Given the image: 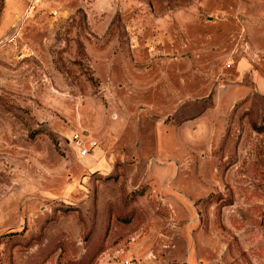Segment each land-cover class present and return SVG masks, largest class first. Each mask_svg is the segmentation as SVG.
Returning <instances> with one entry per match:
<instances>
[{
	"label": "rangeland",
	"instance_id": "374dc122",
	"mask_svg": "<svg viewBox=\"0 0 264 264\" xmlns=\"http://www.w3.org/2000/svg\"><path fill=\"white\" fill-rule=\"evenodd\" d=\"M0 264H264V0H0Z\"/></svg>",
	"mask_w": 264,
	"mask_h": 264
},
{
	"label": "built area",
	"instance_id": "2783aa9c",
	"mask_svg": "<svg viewBox=\"0 0 264 264\" xmlns=\"http://www.w3.org/2000/svg\"><path fill=\"white\" fill-rule=\"evenodd\" d=\"M71 139L80 147L79 148V153L81 156H85L87 153H88V150L84 147H81V139H82V135L81 134H78V133H75L72 135ZM96 143L93 142L92 143V147L95 146Z\"/></svg>",
	"mask_w": 264,
	"mask_h": 264
},
{
	"label": "bare ground",
	"instance_id": "6f19581e",
	"mask_svg": "<svg viewBox=\"0 0 264 264\" xmlns=\"http://www.w3.org/2000/svg\"><path fill=\"white\" fill-rule=\"evenodd\" d=\"M31 11V8L29 9V12Z\"/></svg>",
	"mask_w": 264,
	"mask_h": 264
}]
</instances>
